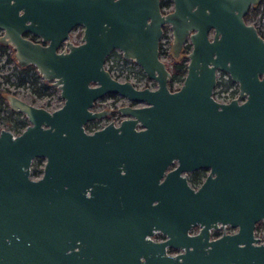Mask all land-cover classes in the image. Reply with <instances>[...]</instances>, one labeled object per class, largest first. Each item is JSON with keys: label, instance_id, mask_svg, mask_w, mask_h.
<instances>
[{"label": "water", "instance_id": "1", "mask_svg": "<svg viewBox=\"0 0 264 264\" xmlns=\"http://www.w3.org/2000/svg\"><path fill=\"white\" fill-rule=\"evenodd\" d=\"M260 1L171 0L164 12L161 0H0V43L64 99L48 110L5 94L29 123L0 130V264H264V244H253L264 219V36L245 19ZM166 24L174 56L190 44L173 91L158 50ZM76 25L83 35L72 43ZM114 48L156 87L113 78L103 62ZM217 69L238 83L227 103L213 98ZM109 92L144 104L121 105L118 125L87 133L107 114L94 101ZM35 157L44 158L36 179ZM199 167L210 171L193 189L181 172ZM218 222L238 231L209 241ZM158 228L167 240L146 238ZM165 244L185 252L168 256Z\"/></svg>", "mask_w": 264, "mask_h": 264}, {"label": "flooded vegetation", "instance_id": "2", "mask_svg": "<svg viewBox=\"0 0 264 264\" xmlns=\"http://www.w3.org/2000/svg\"><path fill=\"white\" fill-rule=\"evenodd\" d=\"M162 1L163 0H161V7L163 8V11L166 12V10H169V8H166L165 6H163ZM169 7H170V5H169ZM83 29H84V27L82 25L73 26L72 30L69 32L70 33V37H69L70 42H72V43L80 42L81 41V37L83 35ZM162 29H163V32H162V35H161V37L159 39L160 42H159L158 50H159V59L164 61L162 59L163 55L165 53H167V52L170 55V50H171V46H172V40H171L170 50H169V43H168V45H165V43H163V39H162L164 37L165 31H166L165 25L162 26ZM24 35L27 38L32 39L35 42H40L41 43L42 37L39 36V35H36V34L30 32V31L24 33ZM171 38H172V36H171ZM65 41H66V39L62 40V42L60 43L61 45L58 47L57 51H62L64 48H66ZM44 43H47V42H44ZM0 45H4V44L0 43ZM187 45L189 46V48L185 49V46H187ZM4 46H6L7 49L10 48V52L7 54V56H8V58H12L13 61L15 62V68L16 69L14 70V75L13 76L15 77L14 79H16V81L13 84H15L17 86H21V85L27 86V85L30 84V86L31 87L33 86V88L37 89V91H38V89H43L44 85L46 87L48 85H51L53 88L54 87L57 88L55 85L52 84V81H49V80H47L45 78H42L40 76L37 68L34 65L31 64V65H26V66H19L17 64L16 58L13 56L14 48L10 44L4 45ZM5 51L0 49V55L5 54ZM188 51H190V44L189 43L184 45L183 50L181 51V53L178 56H174L173 53H172V50H171V55H172L173 59L175 60L174 63L181 62L182 58L185 57L186 68H187L188 60H187V57H186V53ZM6 60H7L6 56H2V60H0V65L1 64H5ZM174 63L171 65V68H170L165 62L167 68L169 69V71H171V73H172V67H173ZM103 64H104V68L106 70H108L109 74H111V76L113 78H115L116 80H120V81H130L136 88L140 89V88H143V87H148L149 89H151V88H155L156 85H157V83L152 78L149 79L147 77L146 73H144L143 69L141 68L140 65L137 64V62H135L132 58H129V57L126 58L124 56V53L119 48L112 49L109 52V54L106 55V58H105ZM22 68H25V69H28V70L24 69L25 75L22 78V79H24L23 80L24 83L20 84V79H18L19 78L18 74L21 73V69ZM185 74H184V76H185ZM184 76H183V78H184ZM140 77H145L147 80H149L150 83H153V86L152 85L151 86L144 85V86H140V87L137 86L135 84V80L140 79ZM216 80H217L216 85H215V87L212 90L213 91V98H214L215 101L217 100L218 102L227 103V101L238 97V94H239L238 83L233 81L232 79H230V76H229L228 72H225V71H223L221 69H217L216 70ZM33 81H35L34 84L32 83ZM171 81L169 82L168 86H169L170 91H173V90H175V89L180 87V85L182 84L183 79L180 82H174L172 87L170 86ZM26 88H28V87H26ZM1 91L3 92V94H6L8 92H13V93L17 94L20 98H23V97L20 96V94L16 90H9L8 88L2 87V88H0V92ZM59 97H60V93H59ZM118 97H121V98L124 97L129 102V104H122V105L141 106V105L144 104L142 102L138 103V102L133 101L131 99L129 100L125 96L120 95V94L118 95L117 93L109 92L108 94L103 95L102 97H100L96 101H94V104L91 107V109L92 110H96V111H98V110H106L107 114L105 116H102V117L98 118V119L89 120L84 125V130H86L87 133L88 132H93L95 130H99V128L104 127L110 121H113L115 125H118L123 118L127 117V116L123 115L121 113V111H119V107L121 105H119L116 108L112 106V104H117ZM24 100H26V99H24ZM98 101H101L104 105H101L99 107H95V104ZM238 101L241 102V100H238ZM2 102L5 104V108H6V112H7L6 115H3V113H2L1 117L2 118H6V119H4V121L8 120L7 117H10L12 114H16V113L22 114V113H24V112H17V111H14V110L10 109L8 101H6V99H5V95H4V100ZM63 102H64V99H63ZM1 110H2V107H0V111ZM48 110H54V109H48ZM110 114H113V116L116 117V118L120 117V119L119 120L118 119L117 120H113L112 119V120H109V122H102V120H104V118L109 116ZM1 117H0V119H1ZM25 117L27 118L26 114H25ZM9 121H10V118H9ZM137 127L140 128L139 126H137ZM35 159H40L41 160V164L39 165V168L41 169L40 172L36 173V175H32L31 174V170L32 169L30 170V174L32 175L33 178L36 179L39 176H41V173H42V170H43V166H44V164H43L44 163V158L35 157ZM177 164H178L177 160H174L172 163H170L166 167L164 175L160 178V180L163 181V178L165 177L166 173L168 171L173 170L174 168H176ZM209 171H210V167L209 168L199 167L198 169H194V170L182 171L181 172V176H184L185 179H187V183L189 184L190 187H192L193 189H197L203 183V181L206 179L207 175L209 174ZM87 194L90 195L88 192H87ZM154 203L156 204V201H154ZM201 227H202V225L199 222H197L195 224H192L190 226V228L187 230L188 235L190 236V235H196V234L200 233L199 231L201 230ZM237 231H238V226H232L229 223L221 224L220 222H218L216 227L211 226L209 228V230H208V232H209L208 240L212 241V239H217V238L222 237L223 234H233V233H235ZM253 237L258 239V241L253 242V244H255V245L256 244H264V219H259V220H257L255 222V225L253 227ZM146 238H149L153 242H158V241L167 240L169 238V236H168V234L164 233L161 229L158 228V229H153L151 233H148L146 235ZM209 247H211V246H209ZM189 248L191 249L192 245ZM181 252H185V247L184 246L176 247V246H173L172 244H165V254L166 255H168V256H170V255L171 256H176L177 254H180ZM140 257H141L142 261L145 260L144 256H140ZM180 260H181V257H180Z\"/></svg>", "mask_w": 264, "mask_h": 264}, {"label": "rangeland", "instance_id": "3", "mask_svg": "<svg viewBox=\"0 0 264 264\" xmlns=\"http://www.w3.org/2000/svg\"><path fill=\"white\" fill-rule=\"evenodd\" d=\"M261 3L257 6L254 12H251L247 21L249 23L255 24L257 27L259 33L264 36V0L260 1ZM165 35L162 38L163 43L165 45H168L169 43V50H170V44H171V36H172V30L169 28L167 25H165ZM10 52V48L6 49L5 54L0 55V60H2V56H6L7 60L5 64L0 65V88L5 87L8 88L9 90H16L21 97L24 99L28 100L30 103H34L35 105L41 106V107H46L47 109H55V107L61 105L63 103V99L59 97V89L58 88H53L51 85H48L46 89H38L39 91H42V95L37 92L31 87L30 84L27 86L21 85L17 86L13 83H15L16 79L14 75V70L15 68V62L13 61L12 58H8L7 54ZM4 58V57H3ZM166 64L171 68V65L175 62L171 55V50H170V55L169 53H165L162 58ZM3 82V83H2ZM135 84L137 86H144V85H149L153 86V83H150L149 80H147L145 77H140V79L135 80ZM28 87V88H26ZM44 90V91H43ZM107 103V102H106ZM122 104H129L128 100L125 99L124 97H118V102L117 104H112L113 107H118L119 105ZM101 105H104L101 101H98L95 104V107H99ZM0 107H2V110L0 111V117L3 115H6V108L5 104L0 101ZM122 115V114H121ZM13 117V118H12ZM8 119L10 118V121H4L6 118L0 119V130L2 128H6L12 133H19L23 128L29 123L27 121V118L25 117V114H12L10 117H7ZM12 118V119H11ZM119 120L120 117L116 118L113 116V114H110L109 116L105 117L102 122H109V120ZM16 124L17 127H16ZM33 162L32 161V166L33 167Z\"/></svg>", "mask_w": 264, "mask_h": 264}, {"label": "trees", "instance_id": "4", "mask_svg": "<svg viewBox=\"0 0 264 264\" xmlns=\"http://www.w3.org/2000/svg\"><path fill=\"white\" fill-rule=\"evenodd\" d=\"M162 4H163V6H165L166 8H169V5L171 4V0H163V1H162ZM257 6H258V5H257ZM257 6H255L254 8H250V9L248 10V12H247L246 15H245V19H246V20L248 19L250 13L255 11V9L257 8ZM188 48H189L188 45L185 46V49H188ZM0 49L3 50V51H5V50L7 49V47L4 46V45H0ZM24 69H25V68H22V69H21V73L18 74V77H19L18 79H20V84H21V83H24V82H23L24 79H22L23 76L25 75V73H24ZM25 70H28V69H25ZM185 70H186V60H185V57H183L181 62H179V63H174V65H173V67H172V81H171V83H170V86H171V87H172V85L174 84V82H180V81L183 79V76H184V74L186 73ZM34 82H35V81H33L32 83L34 84ZM43 87H44L43 89L45 90V89H46V86L44 85ZM34 89H35V88H34ZM35 90H37V89H35ZM44 90H43V91H44ZM37 92L39 93V95L42 94V91H39V90H38ZM4 95H5V94H3V92L1 91V92H0V101H3V100H4ZM7 121H9V119H8ZM17 125H18V124H16V127H17ZM40 164H41V160H40V159H35V162H33V167H32V170H31V174H32V175H36V173H38V172L41 171V169L39 168V165H40Z\"/></svg>", "mask_w": 264, "mask_h": 264}]
</instances>
